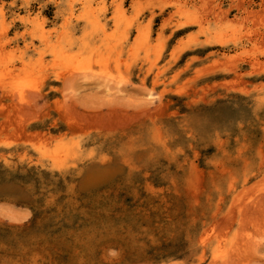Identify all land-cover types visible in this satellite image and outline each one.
I'll list each match as a JSON object with an SVG mask.
<instances>
[{"label":"rangeland","instance_id":"obj_1","mask_svg":"<svg viewBox=\"0 0 264 264\" xmlns=\"http://www.w3.org/2000/svg\"><path fill=\"white\" fill-rule=\"evenodd\" d=\"M0 264H264V0H0Z\"/></svg>","mask_w":264,"mask_h":264},{"label":"bare ground","instance_id":"obj_2","mask_svg":"<svg viewBox=\"0 0 264 264\" xmlns=\"http://www.w3.org/2000/svg\"><path fill=\"white\" fill-rule=\"evenodd\" d=\"M226 55V54H225ZM236 198V197H235ZM213 225H215V223L213 224ZM213 225H211V227L213 228ZM217 226V225H216ZM210 227V228H211ZM209 229V228H208ZM210 230V229H209ZM212 230V229H211ZM211 230H210V232H211ZM207 230H204V232H206ZM212 231H214V230H212ZM212 233V232H211ZM204 234V233H203ZM207 234H209V233H207ZM206 236V235H205ZM209 236V235H208ZM208 236H207V238H208ZM201 237H202V235H201ZM200 239V238H199ZM203 241H202V243L204 244V245H206L207 243H206V240H208V239H202ZM200 241V240H199Z\"/></svg>","mask_w":264,"mask_h":264}]
</instances>
